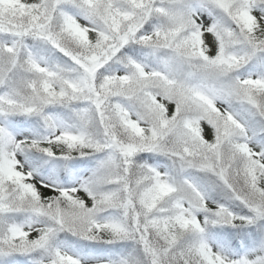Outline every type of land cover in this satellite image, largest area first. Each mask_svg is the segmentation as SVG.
I'll return each instance as SVG.
<instances>
[{"label":"snow or ice","instance_id":"6c2138e0","mask_svg":"<svg viewBox=\"0 0 264 264\" xmlns=\"http://www.w3.org/2000/svg\"><path fill=\"white\" fill-rule=\"evenodd\" d=\"M0 264H264V0H0Z\"/></svg>","mask_w":264,"mask_h":264}]
</instances>
